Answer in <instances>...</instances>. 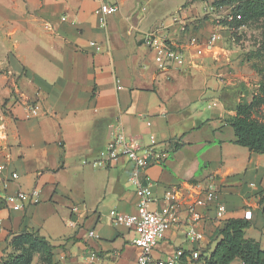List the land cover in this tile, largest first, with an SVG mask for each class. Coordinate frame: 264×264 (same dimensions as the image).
<instances>
[{
	"label": "crops",
	"instance_id": "1",
	"mask_svg": "<svg viewBox=\"0 0 264 264\" xmlns=\"http://www.w3.org/2000/svg\"><path fill=\"white\" fill-rule=\"evenodd\" d=\"M110 1L119 11L102 27L96 0H0V165L6 168L0 202L17 191L38 192L19 212L0 209V259L12 236L32 231L54 247L52 264L137 263L141 250L132 245L133 234L108 217L112 210L134 214L137 203L134 165L99 157L114 125L142 147L153 137L169 153L140 173L156 199L176 189L181 201L155 259L179 249L208 256L215 230L228 219H244L246 211L251 227L244 238L264 250L258 204L264 156L234 144L235 105L224 90L231 80L218 47H209V37L188 48L173 26L165 34L185 48L184 62L159 70L142 42L156 17L139 9L140 0ZM28 107H37V116ZM176 140L183 147L172 152L168 144ZM210 185L216 199L197 209L203 240L189 243L188 207ZM219 204L225 205L222 220L215 216Z\"/></svg>",
	"mask_w": 264,
	"mask_h": 264
},
{
	"label": "built area",
	"instance_id": "2",
	"mask_svg": "<svg viewBox=\"0 0 264 264\" xmlns=\"http://www.w3.org/2000/svg\"><path fill=\"white\" fill-rule=\"evenodd\" d=\"M98 7L94 12L100 26L106 25L108 17L118 13L119 7L110 0H96ZM214 10L211 8V11ZM231 21V18H228ZM169 23V24H168ZM177 26V32L185 33L186 24L182 15H175L169 18L167 23L159 25L157 28L144 34L142 42L154 54V60L159 70H166L172 67H180L184 62L185 49L182 44H178L165 34L168 29ZM220 37L217 34L210 36L208 43L213 46ZM188 48H195L199 45L196 37H190L185 41ZM97 52L99 47H95ZM30 116L34 117L38 114L37 107H28ZM169 153L165 149H160L154 138L148 146L142 147L137 142L126 137L122 129L114 125L111 127V141L107 147L99 153V157L104 162H113L118 158L124 157L134 165L131 181L135 185V195L137 199L136 210L134 214L125 215L118 211L112 210L108 213V217L114 226L127 229L133 234L132 245L141 250V254L136 264H197L199 256L194 252H186L182 249L166 255L162 259H155L153 252L164 239L165 233L173 225H175L181 201L178 198V191L171 189L166 191L160 199L153 196L151 187L140 176L142 171L147 168L162 164L168 157ZM95 166V164H94ZM4 165H0V177L5 172ZM12 180L17 179L16 173H11ZM38 196L36 190L30 193L17 191L8 195L0 202L1 208H8L10 211L19 212L25 205L31 203ZM216 199V193L213 185H210L204 192L203 196L197 198L188 207V217L190 225L186 231V239L189 243H198L203 240V234L196 230V224L201 221V216L197 212L199 208H205L213 203ZM159 204L158 207H154ZM78 208L71 209L72 215H77ZM225 213V205L219 204L215 209V216L222 220ZM245 220L251 219V212H244ZM71 227L74 226L70 222ZM89 237H96L94 232L88 233Z\"/></svg>",
	"mask_w": 264,
	"mask_h": 264
},
{
	"label": "rangeland",
	"instance_id": "3",
	"mask_svg": "<svg viewBox=\"0 0 264 264\" xmlns=\"http://www.w3.org/2000/svg\"><path fill=\"white\" fill-rule=\"evenodd\" d=\"M219 0H140V10L156 17V22L150 28L153 29L167 22L170 17L191 12V16L184 17L186 24L185 33H180V41L185 42L190 37H196L200 42L213 34L219 35L220 39L215 46L218 47V56L221 57L224 67L228 69L231 83L224 87L225 97L233 105L245 103L251 106L252 118L264 122V105L252 104V99L258 94L261 75L256 69H262V60L254 58L253 54L264 46V16L244 20L240 15L236 20V28L230 29L225 26V18L236 14V6L221 8L213 7V2ZM129 0L126 4L132 3ZM211 8L214 9L211 11ZM209 47L210 44L208 43ZM211 47V48H213ZM199 107L206 117L211 112ZM9 249L7 253H11ZM46 256L40 248L32 249L31 264H43Z\"/></svg>",
	"mask_w": 264,
	"mask_h": 264
},
{
	"label": "trees",
	"instance_id": "4",
	"mask_svg": "<svg viewBox=\"0 0 264 264\" xmlns=\"http://www.w3.org/2000/svg\"><path fill=\"white\" fill-rule=\"evenodd\" d=\"M236 6V14L225 18V26L236 28V20L240 15L244 20L264 16V0H219L213 2V7L221 8ZM231 21H228V18ZM254 58L262 60V69H253L261 75L258 94L252 99L254 105H264V46L253 54ZM235 117L229 123L233 130L234 144L246 148L250 153L264 156V122L252 118L251 106L238 103L234 107ZM181 140V138H180ZM180 140L171 141L168 149L172 152L183 147ZM258 204L264 220V192L260 194ZM251 227L245 219H228L215 230L213 242L215 246L208 256H199L197 264H231L239 260L242 264H264V250L253 240L244 238V231ZM40 248L46 256L43 264H52L53 250L44 237L32 231H25L12 236L6 242V249L0 259V264H31L32 249ZM12 249L11 253H7Z\"/></svg>",
	"mask_w": 264,
	"mask_h": 264
}]
</instances>
